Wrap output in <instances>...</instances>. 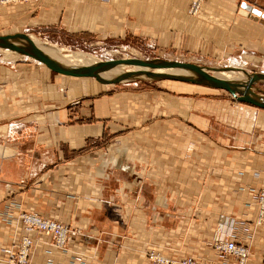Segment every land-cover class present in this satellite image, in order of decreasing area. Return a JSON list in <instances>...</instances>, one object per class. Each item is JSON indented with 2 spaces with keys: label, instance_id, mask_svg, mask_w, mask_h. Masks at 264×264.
<instances>
[{
  "label": "crops",
  "instance_id": "1",
  "mask_svg": "<svg viewBox=\"0 0 264 264\" xmlns=\"http://www.w3.org/2000/svg\"><path fill=\"white\" fill-rule=\"evenodd\" d=\"M188 2L18 0L0 5V35L144 41L160 55L236 57L264 70V19L240 8L264 15V0H204L196 15ZM15 66L0 65L1 258L27 235L29 264H147L150 250L172 264H236L208 246L218 220H231L246 264H261L264 219L255 224L252 193L264 187V109L183 81L76 102L51 73ZM25 211L68 226L67 249L26 232Z\"/></svg>",
  "mask_w": 264,
  "mask_h": 264
},
{
  "label": "rangeland",
  "instance_id": "2",
  "mask_svg": "<svg viewBox=\"0 0 264 264\" xmlns=\"http://www.w3.org/2000/svg\"><path fill=\"white\" fill-rule=\"evenodd\" d=\"M0 5H3V4H0ZM24 34H26L27 37L29 38L37 39L44 46L46 45L47 47H58V48H61L63 52H66V51L84 52V53L94 56L100 62H106V61L115 60V59H133V58L140 59V60H147V61L160 59V60H166V61H175V62H180V63L195 64V65L208 69L207 72L213 75H216L217 73H220V72H227V71H235L239 73L241 72L244 78L245 77L247 78L246 74L258 72V71H251L247 69V66L242 65L241 60L236 57L235 58L223 57V58H218V59H213V58L211 59V58L202 57L201 55H197L195 53L189 54V53H183L180 51L179 52L168 51L163 54L161 53L160 55L154 52V47L152 45H149L148 43L144 41H138L135 44L134 43L129 44L126 41H116V40L114 41H110V40L109 41H95V40H87V39L85 40L73 39L70 41L69 40L64 41L63 39H60L59 41L58 39H53L51 36H46L44 34H36V33H33V34L24 33ZM17 63L34 65L38 69V71H36L37 73L38 72L51 73L52 75H54L53 76L54 78L56 77L57 79H59L58 84L60 85V89H62L63 92L66 91L67 89H70V90L72 89L74 92H78L77 94H75V97H74V100H76V102L80 100V98L85 97V95H89V94H95V93L100 94V93H104V92L106 93L108 91H113V90H128V89L130 90H145V89L162 90L164 89L163 85L165 84L180 82L177 80H169V79L151 80L145 77H141V78H137V79L130 80V81L120 82L117 84L105 85V84L99 83L93 77H76V76H66V75L57 74L55 72L50 71L44 64L39 63L38 61L32 58H29L25 55H20L19 53H16L10 50L0 49V65L8 64V66L14 65V67H16L15 65ZM124 68L125 67H123V69ZM30 72L32 71L20 70L18 71V74H20V76H23L25 77V79H27V75L30 74ZM26 84H30V83L26 82ZM196 85H199V84H196ZM30 86L31 84L26 87V90ZM201 86L208 87L205 85H201ZM253 87L263 91L264 93V81H258L256 84L253 85ZM217 91H219V93H221L224 97L232 101L233 104L242 103V102L236 101L235 98H232V96L225 90L217 89ZM85 92L87 93L84 94ZM255 92L259 95L261 94L258 91H255ZM3 123H7V122L5 121ZM254 193H256V191L252 193V199L254 203L256 204L255 199H254ZM256 207H257V204H256ZM26 212H31V211H26ZM256 219H257V210H256ZM208 246L212 249L209 243H208ZM63 251H65V249ZM150 251L156 252L152 250ZM150 251H147L145 253V259H146L147 264H152L148 260V257H147ZM228 259L229 257L225 261L222 262L219 258V260L222 263H226ZM168 260L171 262V263L169 262V264H172L173 261L171 259H168ZM29 262H30V259H29ZM178 263L180 264V261Z\"/></svg>",
  "mask_w": 264,
  "mask_h": 264
},
{
  "label": "water",
  "instance_id": "3",
  "mask_svg": "<svg viewBox=\"0 0 264 264\" xmlns=\"http://www.w3.org/2000/svg\"><path fill=\"white\" fill-rule=\"evenodd\" d=\"M242 10H247L254 17H259L264 19V15L260 13L257 9H250L245 2L240 4ZM20 38L26 41L25 46H19L12 42L13 39ZM0 49L11 50L19 53L20 55H25L32 58L39 63L44 64L50 71L57 74L66 76H76V77H93L96 81L101 84L111 85L117 84L124 81H130L137 78L145 77L151 80H177L183 82H190L199 85H205L215 89H222L227 91L231 96L235 98L236 101L246 103L258 108L264 109V103L256 101L251 97L247 96V93L257 94L258 91L261 97H264L263 91L253 87L258 81H264V70L259 72H253L246 74L247 83L244 90L233 88L229 83L215 78L212 74L208 73V69L201 66L190 64V63H180L175 61L166 60H140V59H115L106 62H100L96 65L86 66V67H66L58 64L57 62L50 59L48 56L44 55L39 49H37L30 39L24 33H14L0 35ZM125 64L130 66H137L145 68L143 70H132L125 71L115 75L112 78H102L99 73L103 70L110 69L115 65ZM160 68H181L189 72L188 75H173L169 73L156 72L155 69Z\"/></svg>",
  "mask_w": 264,
  "mask_h": 264
},
{
  "label": "built area",
  "instance_id": "4",
  "mask_svg": "<svg viewBox=\"0 0 264 264\" xmlns=\"http://www.w3.org/2000/svg\"><path fill=\"white\" fill-rule=\"evenodd\" d=\"M18 0H0V4H8ZM204 0H189L187 13L196 15ZM232 98H234L232 96ZM254 199L257 204V219L255 224H260L264 219V188L254 193ZM17 220L22 224L26 232L39 231L49 238V246L54 249L66 250L71 232L67 226L58 220L42 216L35 212H20L17 214ZM234 222L218 220L214 235L209 242L213 251L223 262L228 257L235 259L236 264H246L248 249L246 245L237 242L233 234ZM33 242L27 235H22L13 242L5 251L4 258L0 257L1 264H29ZM148 260L152 264H169V260L160 256L157 252H149ZM79 261V257L74 258ZM171 263V262H170ZM180 264H207L196 261L192 258L180 260ZM264 264V257L262 263Z\"/></svg>",
  "mask_w": 264,
  "mask_h": 264
},
{
  "label": "bare ground",
  "instance_id": "5",
  "mask_svg": "<svg viewBox=\"0 0 264 264\" xmlns=\"http://www.w3.org/2000/svg\"><path fill=\"white\" fill-rule=\"evenodd\" d=\"M29 38V37H28ZM32 44L39 49L44 55L48 56L53 61L57 62L58 64L66 67H86V66H92L100 63L99 60H97L94 56L84 53V52H63L61 48L58 47H47L44 46L41 42H39L37 39L29 38ZM12 42L19 46H25L26 41L20 38L13 39ZM11 51V50H10ZM14 52V51H13ZM17 53V52H16ZM123 67H125L123 69ZM145 68L137 67V66H130L125 64H119L115 65L114 67L103 70L99 73V76L102 78H112L115 75L125 72V71H138L143 70ZM156 72H162V73H169L173 75H188L189 72L185 69L181 68H160L155 69ZM213 75V74H212ZM215 78L220 79L222 81H225L229 83L233 88L244 90L247 78L245 80L243 74L240 72L235 71H227V72H220L216 75H213ZM248 97H251L252 99L256 101H260L264 103V97H261L260 95H256L254 93H247Z\"/></svg>",
  "mask_w": 264,
  "mask_h": 264
}]
</instances>
